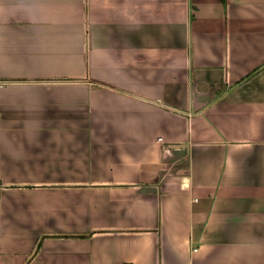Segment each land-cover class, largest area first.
Returning a JSON list of instances; mask_svg holds the SVG:
<instances>
[{
    "label": "crops",
    "instance_id": "obj_1",
    "mask_svg": "<svg viewBox=\"0 0 264 264\" xmlns=\"http://www.w3.org/2000/svg\"><path fill=\"white\" fill-rule=\"evenodd\" d=\"M0 264H264V0H0Z\"/></svg>",
    "mask_w": 264,
    "mask_h": 264
},
{
    "label": "trees",
    "instance_id": "obj_2",
    "mask_svg": "<svg viewBox=\"0 0 264 264\" xmlns=\"http://www.w3.org/2000/svg\"><path fill=\"white\" fill-rule=\"evenodd\" d=\"M259 71H260V69L257 70L256 72L250 74L249 76H247L244 80H242V81L240 82V84H243V83H246L247 81H249V80H250L252 77H254ZM40 245H41V243H39V245L37 246L35 253H38V250H39V248H40Z\"/></svg>",
    "mask_w": 264,
    "mask_h": 264
},
{
    "label": "rangeland",
    "instance_id": "obj_3",
    "mask_svg": "<svg viewBox=\"0 0 264 264\" xmlns=\"http://www.w3.org/2000/svg\"><path fill=\"white\" fill-rule=\"evenodd\" d=\"M172 171H174L172 168H171Z\"/></svg>",
    "mask_w": 264,
    "mask_h": 264
}]
</instances>
